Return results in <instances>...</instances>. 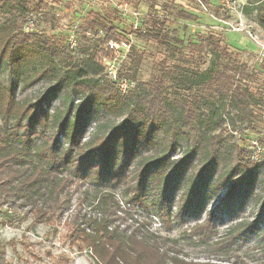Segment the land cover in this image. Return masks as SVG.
<instances>
[{"label":"trees","instance_id":"obj_1","mask_svg":"<svg viewBox=\"0 0 264 264\" xmlns=\"http://www.w3.org/2000/svg\"><path fill=\"white\" fill-rule=\"evenodd\" d=\"M32 2L5 0L0 7V212L10 214L9 224L21 216L34 225L54 223L71 214L96 264H212L180 259L170 247L175 241L152 231V221L135 218V207L163 221L167 233L187 218L198 221L194 230L210 232L224 210L260 199L258 218L236 224L229 233L261 226L264 192L256 191L264 170V140L259 141L260 158L254 159L225 134L253 131V111L263 112L264 100L243 84L252 76L227 49L209 38L226 64L200 70L164 60L147 90L135 86L124 94L103 74L98 58L113 59L108 44L128 39L99 18L83 29L87 47L71 50L37 26L26 31L36 11ZM256 11L264 28V3ZM148 37L158 39L156 33ZM141 63L131 47L118 77L134 82ZM41 81L49 85L44 93L18 98ZM62 93L68 104L52 112L54 98ZM99 114L118 120L103 133L104 124L96 125L85 139ZM149 146L157 151L143 156ZM88 184L94 186L93 199L88 189L81 191ZM121 185L125 201L116 193ZM179 189L184 194L172 218L170 206ZM150 194H156L151 202ZM208 202L216 204L209 210ZM203 214L207 218L200 222ZM4 256L0 241V264Z\"/></svg>","mask_w":264,"mask_h":264},{"label":"rangeland","instance_id":"obj_2","mask_svg":"<svg viewBox=\"0 0 264 264\" xmlns=\"http://www.w3.org/2000/svg\"><path fill=\"white\" fill-rule=\"evenodd\" d=\"M32 1L31 9H36L33 16H30L33 30L37 26V31L46 36L67 42L71 50L77 49L79 45L87 47L83 29L94 19L101 18L107 25L116 27L128 39L130 48L134 47L136 54L142 58L138 71L133 73V88L136 86L143 91L147 90L153 75L158 73L159 63L164 60L168 61L169 66L182 65L200 70L214 68L217 63L226 64V60H220L207 43L209 38H213L245 67L252 79H245L243 84L258 99L264 100V28L256 21L257 7L264 0ZM4 2L0 0V7ZM29 23L25 26L27 32L31 31ZM148 33H156L158 39H149ZM103 35L101 32L100 37ZM94 39L97 40V37ZM174 47H177L176 51ZM129 53V48H121L113 59L99 57L98 60L105 68L103 74L109 77L110 70H119ZM2 80L8 82L6 73L2 75ZM48 87L46 82L41 81L25 92H19L18 98L34 99ZM68 100L64 93L59 94L51 104V111H63ZM72 102L80 105L78 100ZM253 113L256 116L252 124L253 131L242 135L227 133L225 137L230 143L244 145L248 149L245 154L249 157L253 155L254 159H259L263 149L259 141L264 140V111L254 110ZM117 120L99 114L85 134V139L95 131L96 125L104 124L101 129L103 133ZM156 151L155 146H149L143 151V156L153 155ZM261 173L256 191L259 196L264 192V187H260L264 183V170ZM87 189L90 191L89 198L93 199L94 186L88 184L81 191ZM175 192L170 206L172 218L178 213L184 194L183 189ZM116 193L119 199L127 200L122 185ZM79 196L80 191L73 204ZM155 196L150 194L149 201ZM215 204L208 202L209 210ZM259 204L260 199L252 198L235 210H224L223 215L216 219L215 229L210 232L194 230L198 221L187 218L184 222L173 223L171 231L167 233L163 221L138 207H135L138 212L134 217L152 221V231L168 234L175 241L170 247L179 254L180 259L212 264H264V222L256 230L246 229L231 236L229 233V229L238 223L246 225L255 221L259 216ZM3 210L0 212V241L5 247V264H96L85 247L82 233L75 230L70 222L71 214L61 221L37 225L32 224L29 217L21 216L11 225L7 218L10 214H5L6 209ZM206 218L207 214H203L200 222Z\"/></svg>","mask_w":264,"mask_h":264},{"label":"built area","instance_id":"obj_3","mask_svg":"<svg viewBox=\"0 0 264 264\" xmlns=\"http://www.w3.org/2000/svg\"><path fill=\"white\" fill-rule=\"evenodd\" d=\"M30 29L31 31L34 28V25L30 22ZM109 48L112 49L114 51V55L117 54V51L120 50L121 48H129V52H130V43L129 42H114L111 41L108 44ZM109 79H111L112 81L115 82L116 86L118 87V89L122 92V93H128L134 85L133 82H131L130 80L126 79V78H119L118 77V70L117 71H113L110 70V76Z\"/></svg>","mask_w":264,"mask_h":264}]
</instances>
